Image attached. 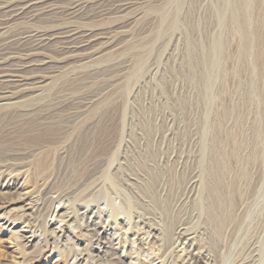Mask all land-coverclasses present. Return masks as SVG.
<instances>
[{
    "label": "rangeland",
    "instance_id": "374dc122",
    "mask_svg": "<svg viewBox=\"0 0 264 264\" xmlns=\"http://www.w3.org/2000/svg\"><path fill=\"white\" fill-rule=\"evenodd\" d=\"M127 1L123 18L75 17L77 31L107 34L76 57L56 53L50 42L49 62L35 69L44 77L12 90L14 103L0 108V156L14 155L18 165L3 182L24 181L36 200L46 186L34 180L55 169L50 209L58 193L86 178L78 190L89 196L74 193L64 206L83 210L90 198L95 205L102 188L160 227L167 241L179 225L191 228L215 264H264V0H249L239 12L233 0ZM63 5L11 21L0 29V47L29 30L64 27ZM10 51L3 69L21 56ZM26 129L45 143L26 142ZM38 161L48 169L35 171ZM21 206L0 208V264L20 259L10 233L16 224L6 220L20 223ZM46 217L50 234L58 224ZM59 225L56 233L71 234L70 224ZM76 225L71 237L84 246L87 229L82 220ZM48 238L36 259L38 247H25L30 257L22 264H69L52 254Z\"/></svg>",
    "mask_w": 264,
    "mask_h": 264
},
{
    "label": "bare ground",
    "instance_id": "6f19581e",
    "mask_svg": "<svg viewBox=\"0 0 264 264\" xmlns=\"http://www.w3.org/2000/svg\"><path fill=\"white\" fill-rule=\"evenodd\" d=\"M57 2L64 3L59 17L60 21H68L64 27L52 28L54 29L52 31L29 30L20 37L10 39L5 44L7 47H0V65H2L5 56L12 52L10 50L21 54L20 57L14 56L15 63L10 64L6 69L0 67V77H10L8 79L0 78V84L2 83V89L5 93L0 95V108L14 103L12 100L18 94L12 93L14 88L23 87L21 91H24L26 84L39 82L44 77L42 74H37L35 69H43V65H38L49 62L45 59L44 50L50 47V42L58 44L56 53L67 55V57H76L78 51L94 45L100 34H107L106 32L97 33L94 30L77 31V28L72 24L75 17L85 16V18L94 19L114 12L123 18L122 13L131 6L127 0H0V29L5 28L15 19L32 18L48 12L52 9L49 7ZM233 2L235 4L231 6L235 9H232V12L233 10L239 12L236 7H241L249 0H233ZM129 21V18H124L120 23L126 25ZM18 102L16 101V103ZM44 138L46 137L42 135L29 134L28 129L24 132V140L39 147L45 143ZM15 159L14 155L8 153L0 156V208L7 207V204L13 201L22 202L20 223H17V220H6L8 226L16 224L10 228L14 240L13 247L17 251L16 254H20V259L14 264L26 263L29 260L30 253L23 252L25 247L37 246V254L34 259L39 257L44 252L45 245L50 241L48 237H51L53 243L52 254L57 253L61 259L66 258V262L69 264H215L213 259L209 257V251L199 243L198 237L193 234L194 232H190L191 228L184 226V224L176 226L177 228L167 241L160 227L150 223L151 221H146L140 213L134 212L131 207L124 209L120 205L122 203H117L113 195L104 193L106 190L103 192L102 188L95 197V199L98 197L95 205L91 204L93 198H90L82 203L83 210L64 206L66 197L74 193L83 194L81 198L89 196L90 192L78 190L88 183L86 178H83L79 184H73L74 187H69L58 193L56 200L59 205L49 209L53 198L48 194L60 179L59 172L53 169L36 177L35 183L41 182L40 184L45 185L46 188L43 191L41 188L38 190L39 194L36 200L28 199V194L24 191L26 187L24 181L20 182L17 178H12L3 182L4 173L16 169L15 166L18 163ZM48 166V163L38 161L34 170L42 172L48 169ZM119 169L117 167V171ZM8 174L10 173L8 172ZM108 179L111 181L110 177ZM97 184L93 182L87 189L96 187ZM10 195L13 198L7 200ZM24 201L27 202L24 204ZM100 201H104L102 203L104 206ZM34 212H37L38 216L29 219L30 213ZM47 212L48 216L52 218L50 221L47 220V224L52 222L58 224L50 234L42 223V219L47 218ZM120 216H124L121 221L119 220ZM79 220H82L90 238L84 246H80L79 242L71 237V234L72 236L76 235V224ZM62 222L70 224V235L65 236L56 233L61 229L59 224ZM64 237H69V239L64 242ZM246 261H250V259Z\"/></svg>",
    "mask_w": 264,
    "mask_h": 264
}]
</instances>
